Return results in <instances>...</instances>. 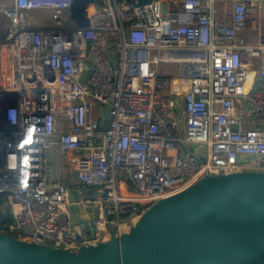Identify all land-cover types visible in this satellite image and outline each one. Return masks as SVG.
<instances>
[{"label":"built area","instance_id":"2783aa9c","mask_svg":"<svg viewBox=\"0 0 264 264\" xmlns=\"http://www.w3.org/2000/svg\"><path fill=\"white\" fill-rule=\"evenodd\" d=\"M0 2V195L14 216L0 231L76 249L203 176L264 170V0H86L87 25L74 0ZM160 63L182 67V90ZM54 143L74 154L75 187L49 174Z\"/></svg>","mask_w":264,"mask_h":264},{"label":"water","instance_id":"95a60500","mask_svg":"<svg viewBox=\"0 0 264 264\" xmlns=\"http://www.w3.org/2000/svg\"><path fill=\"white\" fill-rule=\"evenodd\" d=\"M85 5L71 7L80 25L89 23ZM0 264H264V170L203 176L155 201L127 232L76 249L0 231Z\"/></svg>","mask_w":264,"mask_h":264},{"label":"crops","instance_id":"0c3cea01","mask_svg":"<svg viewBox=\"0 0 264 264\" xmlns=\"http://www.w3.org/2000/svg\"><path fill=\"white\" fill-rule=\"evenodd\" d=\"M33 11L35 12L37 10L29 11V12H27V14L29 16V20L31 22L35 23L36 22L34 20L35 14H34ZM253 18H255V17H253ZM261 18H264V13H263V16ZM8 19L11 22L10 28H8L9 24L7 23V21L3 22L4 20L2 18H0V32L4 36L7 35L10 32L11 28H12V18H8ZM248 31L250 33L253 32V30L251 28ZM7 60H8V58H7V55H6V57L4 59L5 68H7V64H8ZM6 70L3 69V72L5 74L7 73ZM79 153H80V151L77 152V154H79ZM73 158H74V154L72 152H69V151L65 150L58 143H54L52 148H51V150H50V155H49L48 170H49L50 176H52L54 178H58L64 184H67L69 186L75 187L77 185V183H78V177H77L76 169L72 165Z\"/></svg>","mask_w":264,"mask_h":264},{"label":"rangeland","instance_id":"374dc122","mask_svg":"<svg viewBox=\"0 0 264 264\" xmlns=\"http://www.w3.org/2000/svg\"><path fill=\"white\" fill-rule=\"evenodd\" d=\"M1 2H0V8H1ZM34 12V11H33ZM35 16H34V20L36 21L35 23L37 24H45V25H48V24H51L52 22V19H51V12L48 11V10H44V11H41V10H37L34 12ZM0 18H2L4 21L3 22H6L9 24L8 25V28H10V20L8 18H10V16L5 13L3 14V12H0ZM249 38V41L251 42H254L256 41L257 38H255L253 35L251 36H248ZM182 67L179 66V65H174V64H169V63H160L158 65V71L160 73L161 76H171V83L172 81L176 84L177 88L179 89H182V86L179 85L178 82H180V80L178 81V76H182ZM6 81H4V79H2V84H0V92L7 89L8 88V85L4 84ZM198 150L199 147H194L192 146L191 147V150Z\"/></svg>","mask_w":264,"mask_h":264},{"label":"trees","instance_id":"16d2710c","mask_svg":"<svg viewBox=\"0 0 264 264\" xmlns=\"http://www.w3.org/2000/svg\"><path fill=\"white\" fill-rule=\"evenodd\" d=\"M6 197L3 195H0V230L3 228V224L5 222L12 223L14 221V216L12 212L6 210V208L2 207V205L5 203Z\"/></svg>","mask_w":264,"mask_h":264},{"label":"bare ground","instance_id":"6f19581e","mask_svg":"<svg viewBox=\"0 0 264 264\" xmlns=\"http://www.w3.org/2000/svg\"><path fill=\"white\" fill-rule=\"evenodd\" d=\"M246 85H248V83H246ZM172 88L175 90H182V89L177 88L176 84L173 81H172Z\"/></svg>","mask_w":264,"mask_h":264}]
</instances>
